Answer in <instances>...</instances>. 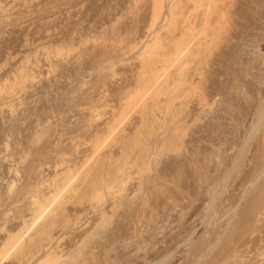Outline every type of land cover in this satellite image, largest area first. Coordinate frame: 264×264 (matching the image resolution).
<instances>
[{"label":"rangeland","instance_id":"1","mask_svg":"<svg viewBox=\"0 0 264 264\" xmlns=\"http://www.w3.org/2000/svg\"><path fill=\"white\" fill-rule=\"evenodd\" d=\"M203 1L0 0V257L35 200L63 193L60 219L0 264H264V0H218L104 166L97 155L76 190L57 188L195 33Z\"/></svg>","mask_w":264,"mask_h":264},{"label":"bare ground","instance_id":"2","mask_svg":"<svg viewBox=\"0 0 264 264\" xmlns=\"http://www.w3.org/2000/svg\"><path fill=\"white\" fill-rule=\"evenodd\" d=\"M218 2V0H204L203 1V3L201 4V6H200V10H201V12H200V24H199V27L197 28V30L195 31V33H193V35L189 38V39H187L185 42H183L182 43V46H178V47H176L177 49L176 50H172V57H173V59H172V61H171V63L170 64H168V66L167 67H164V69H162V68H160V70L161 71H158V73L155 75V77L153 78V80L151 81V83L149 84V85H146L145 83H143L144 84V87H143V91L140 93V92H137L138 90H135L134 88H132V89H134V90H132V92L134 91H136L137 92V94H139V97H138V95H136L137 97H138V100L136 101V103L135 102H133V103H135L134 105H133V107L131 108V110L129 111V112H125V113H127V114H125V116L123 117L122 116V118H120L121 120H117V122L118 123H116V122H114L113 124H115V126L112 124V123H108V124H112L113 126H112V128L111 127H107V129H110L108 132L107 131H105L104 133H103V136L104 137H102L101 138V141L99 140V142L92 148V152L90 151V155L89 156H87L86 158H84L83 160L84 161H82V163L81 164H79V167L76 169V171L73 173H66V172H68L69 171V166L67 167V169H66V171H62L61 173V176L63 175L64 177V179L62 178V179H60V177H59V179H58V181L59 180H61L60 182L62 183V184H59V182L57 183V188H59L58 186H60V192L63 190V189H65L66 190V192H67V189H72L71 191H73L75 188H76V186L80 183L79 182V180L81 181V180H85V178L87 177V174L89 173V171H90V167L92 166H88V163L91 161V160H93L92 162H91V164H93L94 163V161L95 160H97L98 158L99 159H101L102 160V158H103V156L105 157V155H103L102 156V158H100V156H99V153H100V151H101V149L103 148V147H106L105 145L107 144V142H110L109 140L111 139L112 141H113V137H115V136H113L115 133H116V131L121 127V129L120 130H122V129H124L123 127H124V123H125V120L126 121H128V119L127 118H129L130 117V115L132 114V112H134V110H137V112H142V109H144L143 108V106L141 107L140 106V104L142 105L143 104V102H145V100L146 99H148V97L150 96V94L152 93V91H154L155 89H157L158 87H160L161 86V84L167 79V77H168V75H170L171 76V74H173V73H171L170 72V70H171V68H173V67H175L174 65H176V63H179V62H181V60L183 59V58H185L187 55H189L191 52L193 53V51L192 50H194V48L192 49V47H195L196 45L195 44H197L199 41H200V37H201V35H203L204 36V33H205V29H206V27L208 26L207 24H208V20H209V17H210V15L212 14V12H214V7H215V5H216V3ZM229 5V4H228ZM224 12H225V10H223ZM189 23V22H188ZM203 36H202V38H203ZM176 40V39H175ZM241 40H242V38H241ZM256 40V39H255ZM257 41V40H256ZM174 42V41H173ZM172 42V43H173ZM195 42H197V43H195ZM240 42V41H239ZM258 42V41H257ZM170 44V46H173V44ZM259 43V42H258ZM169 44V43H168ZM199 44V43H198ZM241 45V44H240ZM180 47V48H179ZM258 47V46H257ZM172 48H170V49H168V50H171ZM173 49H175V47L173 48ZM256 50V49H255ZM258 50V49H257ZM173 51H174V53H173ZM258 52V51H257ZM170 53V52H169ZM191 53V54H192ZM260 53V52H259ZM173 54H174V56H173ZM190 56V55H189ZM188 56V57H189ZM260 58H261V56H260ZM169 60H171V58H169ZM257 60V59H256ZM153 61V60H152ZM183 61V60H182ZM207 61V60H206ZM264 61V60H263ZM262 61V62H263ZM261 62V61H260ZM262 62H261V64H262ZM144 64V63H143ZM149 64H151V62L149 63ZM154 64V63H153ZM144 65H146V64H144ZM248 65V64H247ZM264 65V64H263ZM154 66H157V65H154ZM142 67V66H141ZM149 67V66H148ZM151 67H153L152 65H151ZM161 67V66H160ZM250 67V66H249ZM257 67V66H256ZM143 68H145V67H143ZM153 68H155V67H153ZM157 68H159V66L158 67H156V70H158ZM147 69V68H146ZM261 69V68H260ZM148 70V69H147ZM244 70V69H243ZM144 71V70H143ZM143 71H141V72H143ZM171 73V74H170ZM220 73V72H219ZM241 74V73H240ZM239 74V75H240ZM263 74V73H262ZM230 75V74H229ZM260 75V74H259ZM264 75V74H263ZM246 76V75H245ZM145 77V76H144ZM147 78V77H146ZM145 78V79H146ZM226 78V77H225ZM191 81V80H190ZM264 81V80H263ZM126 83V82H125ZM149 83V82H148ZM193 84L194 83H192V86H193ZM141 85V84H140ZM139 85V88L138 89H141L142 88V86H140ZM191 85V84H190ZM264 85V84H263ZM136 87H137V85H136ZM141 87V88H140ZM128 89H130V88H128ZM137 89V88H136ZM121 90V89H120ZM129 91V90H128ZM264 91V90H263ZM125 92V91H124ZM133 92V93H134ZM128 93V92H127ZM127 93H125V96H126V94ZM107 94V93H106ZM129 94H130V92H129ZM129 94H127V96L129 95ZM136 94V93H135ZM101 95V94H100ZM99 95V96H100ZM104 95V94H103ZM123 95L124 94H122V97H123ZM131 95V94H130ZM141 95V96H140ZM119 96V95H118ZM120 97V96H119ZM116 99V98H115ZM120 99H122V98H120ZM123 99H125V98H123ZM122 99V100H123ZM126 100V99H125ZM201 100H202V98H201ZM120 101V100H119ZM133 101H135V99L133 100ZM160 101V100H159ZM124 102L125 101H123V105H124ZM147 102V101H146ZM203 102V101H202ZM120 103V102H119ZM160 103V102H159ZM158 103V104H159ZM200 104H202L201 103V101L199 102ZM89 104V103H88ZM87 104V105H88ZM95 104V103H94ZM121 104V103H120ZM204 104H206V103H204ZM203 104V105H204ZM92 105V104H91ZM263 105V104H262ZM121 106V105H120ZM87 107V106H86ZM94 107V106H93ZM129 107H131V106H129ZM137 107H139L140 109H141V111H138V109H137ZM145 107V106H144ZM115 108V107H114ZM127 108H128V105H127ZM91 109V108H90ZM123 110H124V108H122ZM121 109V110H122ZM126 109V108H125ZM129 109V108H128ZM139 109V110H140ZM98 110V109H97ZM120 110V111H121ZM89 111V110H88ZM91 111V110H90ZM125 111V110H124ZM123 111V112H124ZM145 111V110H144ZM119 112V111H118ZM111 113H112V110H111ZM115 114H116V112H114ZM120 113V112H119ZM122 113V112H121ZM146 113V112H145ZM145 113H143V114H141V115H143V116H146V114ZM92 114V113H91ZM90 114V115H91ZM94 114V113H93ZM145 114V115H144ZM122 115H123V113H122ZM129 116V117H128ZM257 116H258V120H257V122L255 123V127H256V124L259 122V120H260V122H261V119L262 118H264V107L258 112V114H257ZM87 117H89V116H87ZM116 117H118V116H115L114 115V118L116 119ZM152 117V116H151ZM109 118H111V117H109ZM113 118V117H112ZM113 118V119H114ZM146 118H147V116H146ZM152 118H154V117H152ZM89 119V118H88ZM91 119V118H90ZM113 119H112V121H113ZM130 119V118H129ZM93 120V119H92ZM166 120V119H165ZM106 121V120H105ZM111 121V122H112ZM145 121V120H144ZM147 121V120H146ZM157 121V120H156ZM167 121V120H166ZM107 122V121H106ZM109 122V121H108ZM141 122H143V121H141ZM174 122V121H173ZM100 123V122H99ZM157 123V122H156ZM167 123V122H166ZM122 124H123V126H122ZM139 124V123H138ZM142 124V123H141ZM174 124V123H173ZM176 124V123H175ZM102 125V124H101ZM109 125V126H110ZM107 126V125H106ZM173 126H175V125H173ZM102 127V126H101ZM254 127V126H253ZM105 128V127H104ZM136 128H138V127H136ZM176 128H178V127H176ZM188 128V127H187ZM91 129H92V127H91ZM171 129V128H170ZM184 129V128H183ZM167 130V129H166ZM172 130V129H171ZM173 130H175V129H173ZM187 130V129H186ZM128 131V130H127ZM135 131V130H134ZM181 131H182V129H181ZM107 132V133H106ZM137 132V131H136ZM173 132V131H172ZM172 132H169V133H172ZM177 132V131H176ZM212 132V131H211ZM215 132V131H214ZM96 133V132H95ZM98 133V132H97ZM100 133V132H99ZM165 133V132H164ZM180 133V132H179ZM189 133V132H188ZM81 134V133H80ZM105 134V135H104ZM118 134V133H117ZM180 134H182V133H180ZM88 135V134H87ZM100 135H102V134H100ZM116 135V134H115ZM125 135V134H124ZM123 135V136H124ZM130 135V134H129ZM132 135V134H131ZM71 136H72V134H71ZM78 136V135H77ZM90 136H91V134H90ZM122 136V137H123ZM73 137V136H72ZM76 137V136H75ZM78 137H80V136H78ZM121 137V136H120ZM194 137V136H193ZM92 138V137H91ZM129 138V137H128ZM218 138V137H217ZM71 139V138H70ZM73 139V138H72ZM71 139V140H72ZM93 139V138H92ZM96 139V140H95ZM94 140L95 141H98L97 140V138H95ZM70 140V141H71ZM119 140V139H118ZM123 140H124V138H123ZM127 140V139H126ZM130 140V139H129ZM93 141V140H92ZM91 141V142H92ZM163 141V140H162ZM197 141V140H196ZM73 142V141H72ZM75 142V141H74ZM73 142V143H74ZM117 142H120V141H117ZM92 143H96V142H92ZM115 143V142H114ZM124 143V142H123ZM125 144H126V142H125ZM162 144V143H161ZM160 144V145H161ZM93 145V144H92ZM108 145V144H107ZM122 145V144H121ZM158 145V144H157ZM156 145V146H157ZM75 146H76V144H75ZM112 146V145H111ZM115 146V145H114ZM123 146V145H122ZM128 146H130V145H127V147ZM193 146V145H192ZM217 146V145H216ZM92 147V146H91ZM120 147V146H119ZM125 147V146H124ZM149 147V146H148ZM163 147V146H162ZM113 148V147H112ZM111 148V149H112ZM59 149V148H58ZM90 149V148H89ZM121 149V148H120ZM157 149V148H156ZM155 149V150H156ZM215 149V148H214ZM122 150V149H121ZM152 150H153V148H152ZM154 151V150H153ZM161 151V150H160ZM200 152V151H199ZM109 153V152H108ZM111 153H113V152H111ZM130 153V152H129ZM151 153V152H150ZM161 153H162V151H161ZM160 153V154H161ZM189 153V152H188ZM59 154V153H58ZM121 154V153H120ZM125 154V153H124ZM123 154V155H124ZM99 156L98 158L96 157V156ZM109 155V154H108ZM129 155V154H128ZM158 155H159V153H158ZM197 155V154H196ZM195 155V156H196ZM112 156V155H111ZM109 157V158H112V157ZM122 156V155H121ZM120 155L119 156H117V157H120V158H122ZM127 156V155H126ZM125 156V157H126ZM198 156V155H197ZM215 156V155H214ZM217 156V155H216ZM96 157V158H95ZM205 157V156H204ZM61 158V157H60ZM94 158H95V160H94ZM129 158V157H128ZM190 158V157H189ZM104 159L105 158H103V162L102 161H99V163H100V165L98 164V166H101V167H103L104 165H103V163H104ZM125 159V158H124ZM132 159V158H131ZM135 159V158H134ZM71 160V159H70ZM73 160V159H72ZM107 160H108V157H107ZM178 160V159H177ZM61 161V160H60ZM106 161V160H105ZM118 161V160H117ZM67 162H68V160H67ZM97 161H95V163H96ZM101 162H102V165H101ZM125 162H127V161H125ZM132 162V161H131ZM194 162V161H193ZM62 163V162H61ZM95 163H94V165H95ZM107 163V162H106ZM164 163V162H163ZM162 163V164H163ZM55 164V163H54ZM67 164V163H66ZM105 164V163H104ZM113 164V163H112ZM131 164V163H130ZM141 164V163H140ZM195 164H197V163H195ZM56 165H58V164H56ZM89 165H90V163H89ZM96 165H97V163H96ZM110 165V164H109ZM116 165V163H114V166ZM128 165V164H127ZM108 166V165H107ZM117 166H119V165H117ZM130 166V165H129ZM87 167L88 168H90V169H88L87 170ZM93 167V166H92ZM95 167H97V166H95ZM105 167H106V165H105ZM111 167V166H110ZM121 167V166H120ZM128 167V166H127ZM138 167V166H137ZM173 167V166H172ZM69 168V169H68ZM72 168V167H71ZM100 168V167H99ZM113 168V167H112ZM111 168V169H112ZM139 168V167H138ZM97 169H98V167H97ZM100 169H102V168H100ZM122 169V168H121ZM127 169V168H126ZM128 169H129V167H128ZM72 170V169H71ZM75 170V169H74ZM96 170V169H95ZM103 171H106L107 172V170H103ZM66 173V174H65ZM84 174V176H82ZM125 174V173H124ZM169 174V173H168ZM59 175V174H58ZM58 175H57V177H58ZM112 175V176H111ZM120 175H122V174H120ZM107 176V175H106ZM169 176V175H168ZM104 177V176H103ZM126 178H127V176H126ZM116 179H119L118 178V176H117V174H115L114 173V175L113 174H110V177H109V179H106L108 182H106L105 184H106V189L108 190V188L110 189V187H111V189H114V182H117V180ZM92 181L94 182V180L92 179ZM103 182H105V181H103ZM102 182V180H100V182H98V183H100V184H102L103 183ZM51 183H52V181H51ZM95 183V182H94ZM98 183H96V185L95 186H97V184ZM113 183V184H112ZM141 183V182H140ZM105 184H103L104 186H105ZM118 184V183H117ZM116 184V185H117ZM122 184V183H121ZM142 185H143V183H141ZM102 185V186H103ZM113 185V186H112ZM93 186V185H92ZM101 186V185H100ZM79 187V186H78ZM77 187V188H78ZM94 187V186H93ZM95 188V187H94ZM101 187H99V188H96L95 190L97 191V193L99 192L98 191V189L99 190H101L100 189ZM121 188V187H120ZM119 187H117V189H116V191L117 190H119L120 189ZM137 188V187H136ZM139 188V187H138ZM137 188V189H138ZM92 189V188H91ZM104 189V188H103ZM76 190V189H75ZM139 190H140V188H139ZM68 191H70V190H68ZM96 191H94V192H96ZM49 192V191H48ZM60 192H58L59 194H60ZM87 192H89V191H87ZM92 192V191H91ZM93 192V193H94ZM110 192V191H109ZM118 192V191H117ZM121 192H122V189H121ZM46 193V192H45ZM62 193V192H61ZM113 193H115V191L113 192ZM56 194H57V192H56ZM111 194H112V192H111ZM122 194V193H121ZM44 195V194H43ZM60 195H63V193L62 194H60ZM60 195H55L48 203H46V204H43L42 202H37L36 200H35V203L34 204H36V203H38L37 205H35L36 207H35V215H33V216H31L32 217V221L28 224V227L26 228V230L23 232V233H21L19 236L17 235V236H15L14 237V234L13 235H11L13 238L11 239V241H10V244H9V246L5 249V251L3 252V254L1 255V257H0V260H2L3 258H6V256H7V254H10L9 252L12 250H14V249H16V247L18 246V245H20L21 244V240L23 239V235L25 234V232L27 233V235L29 234L28 233V231L29 230H32V228H34L35 226H37V224H39L40 223V221H41V223H44L45 224V226H42V229H43V227H44V229L43 230H45L48 226H52V224H53V222L57 219V217H58V219H60L59 218V215H58V213L61 211H63L61 208H59V207H57L56 209H55V207L57 206V196H60ZM70 195H71V193H70ZM116 195V194H115ZM120 195V194H119ZM46 196H47V194H46ZM67 196H69L68 194H67ZM121 196V195H120ZM45 197V196H44ZM70 197V196H69ZM76 197V196H75ZM46 199H44V198H42V199H44V200H47V197H45ZM62 198V197H61ZM68 198V197H67ZM83 198V197H82ZM89 198V197H88ZM119 198V197H118ZM66 199V198H65ZM69 199V198H68ZM76 199V198H75ZM114 199H115V197H114ZM30 200H31V198H30ZM39 200V199H38ZM41 200V199H40ZM120 200V199H119ZM33 201H34V199H33ZM62 202H64L65 203V201H63L62 200ZM67 202V201H66ZM81 202V201H80ZM115 202V201H114ZM45 203V202H44ZM69 203V202H68ZM117 203V202H116ZM119 203V202H118ZM143 204L145 203V201L144 202H142ZM91 204V203H90ZM115 204V203H114ZM142 204V205H143ZM146 204V203H145ZM59 205V204H58ZM61 205V204H60ZM65 205H67V204H65ZM147 205V204H146ZM90 206V205H89ZM92 206V205H91ZM112 206H113V204H112ZM116 206H119V204L118 205H116ZM74 207V206H73ZM93 207V206H92ZM141 207V206H140ZM65 208V207H64ZM112 208V207H111ZM116 208V207H115ZM58 209H59V211H58ZM89 209V208H88ZM92 209V208H91ZM114 209V208H113ZM33 210H34V208H33ZM65 210V209H64ZM98 210V209H97ZM102 210V209H101ZM100 210V211H101ZM140 210V209H139ZM94 211V210H93ZM111 211V210H110ZM137 211V210H136ZM60 212V213H61ZM72 212H74V211H72ZM140 212V211H139ZM59 213V214H60ZM65 213V212H64ZM95 213V212H94ZM104 213H106V212H104ZM34 214V213H33ZM102 214V213H101ZM58 215V216H57ZM103 215V214H102ZM139 215V214H138ZM62 216V215H61ZM65 215H63L62 217H64ZM105 216V215H104ZM103 216V217H104ZM106 216H109L108 215V213H107V215ZM136 216H137V214H136ZM30 217V218H31ZM61 217V218H62ZM102 217V216H101ZM100 217V218H101ZM102 217V218H103ZM65 218V217H64ZM140 218V217H139ZM66 219V218H65ZM69 219V218H68ZM62 220V219H61ZM90 220V219H89ZM45 221V222H44ZM60 221V220H59ZM64 221V220H63ZM62 221V222H63ZM103 221V220H102ZM26 222V221H25ZM25 222H24V224H25ZM66 222V221H65ZM105 222V221H104ZM55 223V222H54ZM58 223V222H57ZM98 223V222H97ZM103 224V223H102ZM56 225V224H55ZM24 226V225H23ZM26 226V225H25ZM24 226V227H25ZM40 225H38L37 227H39ZM54 226V225H53ZM57 226V225H56ZM98 226H100V224L98 225ZM36 227V228H37ZM50 228V227H49ZM52 229V228H51ZM37 230H39V229H37ZM41 230V229H40ZM34 231V230H33ZM42 231V230H41ZM17 233H18V231H16ZM36 232V231H35ZM34 233V232H33ZM32 233V234H33ZM37 234H38V232H37ZM36 234V235H37ZM119 234V233H118ZM117 234V235H118ZM31 234H29L28 235V237L30 236ZM11 236H10V238H11ZM35 236V235H34ZM87 236V235H86ZM31 237V236H30ZM29 237V238H30ZM85 237V236H84ZM83 237V238H84ZM88 237V236H87ZM32 238V237H31ZM86 238V237H85ZM9 238H7V240H8ZM28 240V239H27ZM29 240H31V239H29ZM23 241V240H22ZM83 241H85V240H82V242ZM117 241V240H116ZM5 242H6V239H5ZM5 242H4V244H5ZM28 242V241H27ZM51 243V242H50ZM3 245V244H2ZM7 245H8V243H7ZM22 245V244H21ZM80 245V244H79ZM6 246V245H5ZM24 246V245H23ZM47 246V245H46ZM58 246V245H57ZM20 248H21V246H19ZM19 247H17L18 249H19ZM49 247V246H48ZM76 248V247H75ZM23 249V248H22ZM80 249V248H79ZM110 250V249H109ZM19 251V250H18ZM17 252V251H16ZM19 253H20V251H19ZM21 254V253H20ZM68 256V255H67ZM18 258V257H17ZM21 258V257H20ZM167 258V257H166ZM161 259H163L164 260V258H161Z\"/></svg>","mask_w":264,"mask_h":264}]
</instances>
